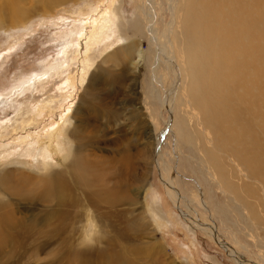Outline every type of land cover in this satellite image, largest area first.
Returning <instances> with one entry per match:
<instances>
[{
    "label": "rangeland",
    "instance_id": "374dc122",
    "mask_svg": "<svg viewBox=\"0 0 264 264\" xmlns=\"http://www.w3.org/2000/svg\"><path fill=\"white\" fill-rule=\"evenodd\" d=\"M165 2L0 0V215L12 219L11 229H5L7 239L1 248L0 264H238V257L249 264H262V230L254 227L246 235L245 230L226 224L221 213L215 212L219 217L213 223L218 226V233L223 230L220 235L229 245L233 237L230 230H225L231 228L245 255L253 260L250 263L241 249L229 245L231 252H228L220 246V241L211 239L210 229L204 228L203 221H211L209 213H213L214 203L220 200L229 207L224 197L219 195L214 203H205L206 212L193 206L200 214L198 220L185 209V203L181 202V207L179 203L175 205L165 190L163 168L176 166L178 175L173 171L171 175L177 193L190 200V192L194 190L193 197L199 199V191L189 181L198 178V172L179 146L175 151L177 159H173L171 135L169 130L164 131L166 121L170 120L171 126L175 119L180 121L184 116L192 133L195 128L198 132L193 133L196 147L203 149L195 112L191 111L194 115L191 117L190 109L183 103L188 102L185 96L193 83L177 85L171 96L174 76L163 65H157L159 82L152 81L149 64H153L154 58L145 51L147 42L156 59L160 52L153 46L150 38L153 30L147 26L134 39L136 46L145 52L140 62L132 53L122 52L133 45L129 38L125 42H111L114 37L109 35L118 30L114 28L117 25L123 36L131 37V22L138 11L148 16V10L153 7H156L153 11L156 28L162 32V25L169 22ZM186 2L180 0L175 5L178 19ZM255 7L259 10L255 51L261 63L260 71L264 72V38L260 40L264 35V0H255ZM15 9L26 13V18L15 19ZM140 17L136 20H145ZM97 24L103 31L97 41H92ZM103 34L107 36L101 40ZM175 42L178 45V38H173V50L178 47ZM73 53L76 55L72 56ZM176 57L177 67L184 76L182 58ZM87 58L91 65L82 83ZM263 77L264 74L258 83V111L264 108ZM150 88L161 95L162 101L169 98L173 110L161 109L160 104L150 100ZM63 139L65 145L59 149L56 143ZM76 147L86 171L99 176L96 172L99 168L110 178L108 183L124 182L119 186L128 192L126 202L115 200L114 209L105 218L107 206L94 208L82 202L85 198L79 191H74L73 196L79 199V204L66 205L62 213L55 202L46 203L52 180L65 171L61 165L63 157H67L64 162L72 160V156L74 159ZM124 171L129 174V180L127 174L122 178ZM67 179L70 180L69 175ZM204 194L205 198L214 199L213 193ZM261 204V201L254 203L255 212L258 213ZM68 213L64 220L58 218L59 214L61 217ZM124 221L126 232L122 228ZM90 232L92 238H87ZM17 234L24 236L26 245H11L9 239Z\"/></svg>",
    "mask_w": 264,
    "mask_h": 264
},
{
    "label": "bare ground",
    "instance_id": "6f19581e",
    "mask_svg": "<svg viewBox=\"0 0 264 264\" xmlns=\"http://www.w3.org/2000/svg\"><path fill=\"white\" fill-rule=\"evenodd\" d=\"M179 2L180 0H166L165 3L167 4V12L169 13V22L162 25V32L156 28V21H154L153 18V11L156 7H153L148 10V16L146 13L138 11V16L131 22V37L123 36L120 27L117 25L113 27L116 29L118 28V30L115 33H109L110 36L114 37L111 42H125V40L129 38L130 42H133V45L124 49L125 52H122L124 54L126 52L132 53L140 62L144 58V51L136 46L134 39L142 34L144 28L147 26V28L154 31L150 34V38L153 46L157 47L160 52L156 59L150 47L151 45L149 46L146 41L147 48L145 51L148 50V53L154 58L153 64H149L152 81L159 82V78L156 77L158 75H156L157 65H163L164 68L173 73L172 75L174 76V85L170 92L171 96L177 85L180 84V86L183 87L184 85H190V82L193 83L191 87L192 90L191 88L187 90V95L185 96V98L188 97L189 100L183 103L190 109L191 117H194L191 111L195 112V121L196 123L198 122L201 127L199 142L202 143L203 149L199 150V148L196 147L197 144L193 133L197 134L198 132L194 127L195 129L192 133V128L189 127L188 120H186L184 116L181 117L180 121L175 119L171 126L170 120L166 121L164 124L166 130L164 131L166 132L169 130L171 135L174 147L173 159H177L175 151L179 146V149L185 150L184 152L186 153L188 162H190L194 166V170L198 172L199 179L195 177V182L193 179L189 181L193 183L195 188L199 191V199L193 197L192 193L194 190H192V193L190 192V200L177 193L175 189L176 182L174 176L171 175L172 171L174 175H178L176 166H166L163 168L164 175L166 176L165 190L172 198L171 201L175 205L179 203L178 206L181 207L180 203H185V209L190 214L195 215L196 219L200 218V214L194 211L195 208L193 209V206L205 211V203H207V205L211 202L214 203L217 196L220 195L224 197L229 204V207H227L225 202H221L220 200L217 201L218 206H221L223 209L221 216L226 224L238 219H243V222H245V220L254 221L255 225L264 233V132L262 133L264 129V108L262 107V110L258 111L257 104L258 83L264 72L260 71L261 63L255 51L257 36L256 25H258L257 16L259 10H256L255 0H187L186 4L179 11V21L177 16L178 7L175 6ZM157 7L159 9L163 7V4ZM117 12L118 8H115L116 18L118 19ZM13 13L15 19L26 18L27 16L26 13L17 11V9L13 10ZM140 15H142V18L145 20H136L137 17L138 19L141 18ZM162 21L164 22V19ZM102 31L101 28H98L97 24V28L91 36L93 37L92 41H97L99 37H101ZM111 31H113V28ZM154 33L157 36L156 38ZM106 36L107 34H103L101 40L106 38ZM260 37V40H262L264 35L262 34ZM173 38H178V45L175 42L178 47H175L177 49L174 50L172 48ZM73 55L76 54L73 53L72 56ZM178 55L182 58V64L185 70L184 76H181L180 70L177 67L176 56ZM150 58H148L147 55L149 61ZM90 65L91 60L87 58L81 74L82 83L85 81ZM195 78H197L196 81ZM191 93L193 95H190ZM190 96L192 97L191 101ZM148 98L160 104L161 109L173 110L174 106H172V103L168 100L169 98L162 101L161 95L154 88L149 89ZM252 111L253 114H250ZM38 112L39 111H37V113ZM258 112L259 117H257ZM258 125H261L260 129H258ZM176 134L178 136V142L176 141ZM69 135L73 136L72 134ZM56 144L59 149L60 147L63 148L65 145L64 139L58 141ZM78 151L79 148L76 147L73 154L74 159L72 156V160L68 162H64L67 157H63L61 165L63 164L65 166V171L59 172V174L55 176V180H52L49 189L50 195L47 197L46 203L50 204L55 202L58 212L62 213L66 205H74L76 202L79 204L80 201L78 198L73 199L74 191H79L85 198L82 202L86 201L94 208L107 206V213L103 215V218H105L111 214L110 210L114 209L112 204L115 200H118L121 204L126 202L125 197L128 195V192L119 186L124 185V182L122 181L123 184H121L120 181H109L108 183L107 180L110 178H108L106 172H103L102 169L101 171L97 170L99 168L96 169L99 176L96 175V173L91 174L86 171L83 167V157H81ZM45 152H47V150ZM48 154H46V156ZM224 163L226 165H224ZM197 164L200 165L199 169L197 168ZM163 166H165V164ZM125 174H127L126 178L129 180L127 171L122 172V176H124L122 178H125ZM68 175L70 180L67 179ZM103 176H105V178H103ZM205 192L207 194L213 193L215 195L214 199L209 197L205 198ZM8 193L9 192H7V194ZM260 201L262 204L257 213L254 210V203ZM214 204L217 206L216 203ZM214 206L211 207L213 208ZM152 207L154 209L155 206ZM12 208H14V206ZM13 212H15V210ZM212 212L214 214H209L211 215V221L215 223V220H217L219 216L214 211ZM68 215L69 213L66 215L62 214L61 217L60 214L57 216L64 220ZM11 220V217L0 215V252L7 239L5 229H11L9 228L12 224ZM105 220H107V218ZM93 221L92 219V222ZM194 222L199 224L196 220H194ZM205 226L210 228L211 235L214 238L212 239L215 242L220 241V246L228 252H231L229 246L231 245L234 248L241 249L245 255L244 249L235 238H233L231 244L227 245L228 243H226L224 238L220 235L223 234V230L220 229L219 234L218 230L209 223H207V225L205 224ZM122 228L124 229L123 231H128L125 221L123 222ZM22 230L23 229H21V231ZM227 230L229 229L225 231ZM85 231L87 230H84V234ZM93 231L95 230L93 229ZM90 234L91 232L87 238H92ZM23 237H19L18 234L13 235L9 239V242L12 243L11 245H21L22 243L26 245V241H24ZM82 243H84V239ZM248 252H250V249ZM245 258L252 263L251 261L253 260L248 257V254L245 255ZM260 260L261 263L264 264V258L262 257ZM117 261H119V259ZM236 261L238 264H249L242 257L236 258Z\"/></svg>",
    "mask_w": 264,
    "mask_h": 264
},
{
    "label": "crops",
    "instance_id": "0c3cea01",
    "mask_svg": "<svg viewBox=\"0 0 264 264\" xmlns=\"http://www.w3.org/2000/svg\"><path fill=\"white\" fill-rule=\"evenodd\" d=\"M214 212H218V213H221L222 211H223V209L221 208V206H214L213 207V209H212ZM210 220H211V218H210ZM207 223H209L211 226H213V227H215L216 229H218L217 228V226L212 222V221H207V222H205V223H203L204 224V228L205 229H210L209 227H207V226H205V224L207 225ZM238 224H240L241 226H239ZM229 225H231L232 227H234V228H240V230L242 229V230H245L246 231V235H249L250 233H252V231L254 230L253 228L254 227H257L256 225H255V222L254 221H247V220H245V222H243V219L242 220H240V219H238V220H233V222H231V223H229ZM258 228V227H257ZM260 231H261V229L260 228H258ZM230 230V235H231V237H233V238H235V240H237L238 241V239L236 238V236H235V234H234V232L231 230V228L229 229ZM212 239V238H211ZM214 239V238H213ZM258 245H259V243H257ZM254 264V263H253Z\"/></svg>",
    "mask_w": 264,
    "mask_h": 264
}]
</instances>
